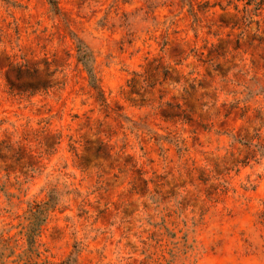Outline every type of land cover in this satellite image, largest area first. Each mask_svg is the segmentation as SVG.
<instances>
[{
    "label": "rangeland",
    "instance_id": "374dc122",
    "mask_svg": "<svg viewBox=\"0 0 264 264\" xmlns=\"http://www.w3.org/2000/svg\"><path fill=\"white\" fill-rule=\"evenodd\" d=\"M58 4L0 0V233L15 253L28 204L55 189L38 263L264 264V6Z\"/></svg>",
    "mask_w": 264,
    "mask_h": 264
},
{
    "label": "trees",
    "instance_id": "16d2710c",
    "mask_svg": "<svg viewBox=\"0 0 264 264\" xmlns=\"http://www.w3.org/2000/svg\"><path fill=\"white\" fill-rule=\"evenodd\" d=\"M51 10L59 13L58 0H47ZM254 4V10H259L264 6V0H246V5ZM189 11H193L192 5L189 3ZM249 17V16H247ZM246 17V19H247ZM77 58L87 72L90 86L97 92L99 99L103 101V93L98 84L97 77L93 66V55L89 47L79 38L76 39ZM59 204L58 193L52 189L47 195L46 200H33L28 204L25 212L24 223L18 234L23 236L25 249L21 253L16 254V239L12 236L0 233V264H42L38 263L36 258L39 257V242L41 231L47 222L50 214L57 208ZM15 240V241H14ZM13 243V244H12ZM16 256L14 259H9ZM77 258L68 256L66 259L57 264H76Z\"/></svg>",
    "mask_w": 264,
    "mask_h": 264
}]
</instances>
